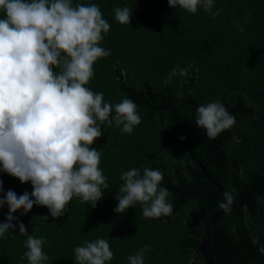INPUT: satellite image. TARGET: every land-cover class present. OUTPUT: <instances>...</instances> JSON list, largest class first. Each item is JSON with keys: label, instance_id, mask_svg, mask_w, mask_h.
I'll use <instances>...</instances> for the list:
<instances>
[{"label": "trees", "instance_id": "16d2710c", "mask_svg": "<svg viewBox=\"0 0 264 264\" xmlns=\"http://www.w3.org/2000/svg\"><path fill=\"white\" fill-rule=\"evenodd\" d=\"M71 2L97 4L111 25L100 42L110 54L94 62L85 87L113 105L133 100L141 123L131 134L114 123L101 125L102 135L90 147L102 153L99 167L109 187L96 207L73 197L61 217L34 205L26 214L14 213L13 223L45 238V264H77L74 249L99 238L113 252L106 264H129L128 257L145 246L144 264H206L199 250L203 233L228 199L204 166L234 202L211 226L208 250L215 264H264V0H214L216 16L203 8L193 14L170 7L167 0ZM117 7L131 10L129 24L115 20ZM179 68L187 76L165 83ZM209 102L235 117L215 138L196 125L198 106ZM132 168L163 172L160 186L170 193L171 215L144 218L139 203L114 211L120 177ZM0 180L4 193L32 191L30 182L7 173L0 172ZM7 213L5 204L0 222ZM27 235L17 226L0 237V264H29Z\"/></svg>", "mask_w": 264, "mask_h": 264}, {"label": "clouds", "instance_id": "9594fccd", "mask_svg": "<svg viewBox=\"0 0 264 264\" xmlns=\"http://www.w3.org/2000/svg\"><path fill=\"white\" fill-rule=\"evenodd\" d=\"M170 7L195 14L203 8L213 16L214 0H167ZM0 172L30 182L32 191L4 193L0 180V208L8 207L0 222V237L19 227L13 215L29 212L34 205L47 207L58 218L68 211L73 197L96 207L108 189L107 177L99 167L102 153L90 146L102 135L101 125L115 124L121 133L131 134L141 123L137 105L125 98L116 104L104 101V94L85 87L94 76L93 65L110 50L100 46L111 25L97 4L72 5L71 0H0ZM115 20L129 24L128 7L113 9ZM243 30V29H241ZM58 69V71H57ZM184 68L173 69L168 83ZM114 113V114H113ZM196 125L208 138H215L235 123V117L219 102L198 106ZM181 139H186L181 137ZM115 199L116 213L139 203L144 218L158 219L172 214L170 195L161 187L163 172L145 168L124 171ZM220 207L226 205L221 203ZM48 220V216H43ZM45 238L27 235L24 256L29 264H45ZM148 247L128 257L129 264H144ZM77 264H106L113 259L110 244L103 238L86 241L74 249Z\"/></svg>", "mask_w": 264, "mask_h": 264}, {"label": "water", "instance_id": "95a60500", "mask_svg": "<svg viewBox=\"0 0 264 264\" xmlns=\"http://www.w3.org/2000/svg\"><path fill=\"white\" fill-rule=\"evenodd\" d=\"M194 140V139H193ZM192 149V147H190V150ZM202 169L205 173V175L207 176V178H209V180H211L212 182H214L215 184H217V186L219 187V189L221 190V192L227 197L228 202L225 204L226 207L222 208L220 211H218L216 214L212 215L210 217V219L208 220L207 226H206V230L203 233L202 236V241H201V245H200V252L203 255V258L206 262V264H215L209 250H208V245H209V241H210V230H211V226L212 223L218 218L220 217L227 209H230L234 206V202L233 199L231 197V195L226 191V189L213 177L211 176L205 169L204 166H202Z\"/></svg>", "mask_w": 264, "mask_h": 264}]
</instances>
